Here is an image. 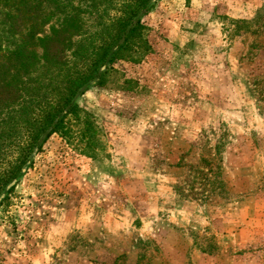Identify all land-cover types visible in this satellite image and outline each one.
Listing matches in <instances>:
<instances>
[{"label": "rangeland", "instance_id": "obj_1", "mask_svg": "<svg viewBox=\"0 0 264 264\" xmlns=\"http://www.w3.org/2000/svg\"><path fill=\"white\" fill-rule=\"evenodd\" d=\"M143 21L152 52L78 100L91 138L70 117L1 193L0 264H264V0H159Z\"/></svg>", "mask_w": 264, "mask_h": 264}, {"label": "trees", "instance_id": "obj_2", "mask_svg": "<svg viewBox=\"0 0 264 264\" xmlns=\"http://www.w3.org/2000/svg\"><path fill=\"white\" fill-rule=\"evenodd\" d=\"M5 1L11 9L0 28V195L50 137L68 135L70 117L81 119V137L91 138L92 115L78 100L105 87L118 62L139 63L152 52L143 20L159 0H74L86 10L68 3L74 14L57 16Z\"/></svg>", "mask_w": 264, "mask_h": 264}]
</instances>
